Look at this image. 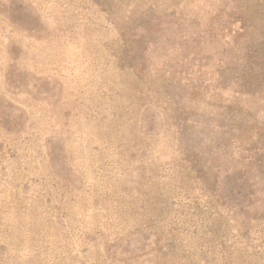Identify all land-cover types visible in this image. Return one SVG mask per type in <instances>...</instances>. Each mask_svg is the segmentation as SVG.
<instances>
[{"label":"rangeland","instance_id":"obj_1","mask_svg":"<svg viewBox=\"0 0 264 264\" xmlns=\"http://www.w3.org/2000/svg\"><path fill=\"white\" fill-rule=\"evenodd\" d=\"M0 264H264V0H0Z\"/></svg>","mask_w":264,"mask_h":264}]
</instances>
